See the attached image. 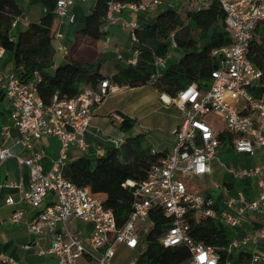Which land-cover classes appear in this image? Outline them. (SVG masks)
<instances>
[{
  "label": "built area",
  "instance_id": "1",
  "mask_svg": "<svg viewBox=\"0 0 264 264\" xmlns=\"http://www.w3.org/2000/svg\"><path fill=\"white\" fill-rule=\"evenodd\" d=\"M74 1L56 0L54 12L67 24L75 21L70 10ZM79 1L87 3L91 0ZM216 1L224 14V25L231 41L212 50L219 62L206 83H191L168 100L182 113L181 123L173 130L174 143L164 157L150 166L144 180L123 182L134 198L131 211L121 226L117 225L114 212L104 206L100 196L67 179L63 170L73 149L89 150L85 136L93 118V107L108 94L122 88L108 78H100L94 86H83L74 97L54 94L45 103L38 91L41 81L38 71L24 79L13 69H0V85L10 106L9 119L17 131L14 141L25 153L17 154L16 158L28 169L30 180L29 188H24L20 182L8 184L18 190L17 199L11 195L4 199L6 204L16 205L8 220L13 224L24 222L27 231L35 236L47 234L50 246L39 253L52 256L53 264H113L119 245L129 249L140 246L146 226L152 224L150 215L157 211L168 219L159 243L163 247L184 246L188 258L182 264H219L221 250L226 253L224 264H264V178L260 176L264 164L230 170L236 178L256 180L258 191L250 199H246L236 185L232 192L227 186L220 187L218 196L204 194L193 189L187 179L210 172V161L220 145V131L226 130L233 135L235 152L249 156L259 151L264 153V99L255 97L249 90L259 84L262 72L247 58L255 29L264 21V0ZM159 3V0H108L100 26L105 41L110 40L109 25L122 12L143 13ZM205 6L201 2L196 10ZM15 25L16 21L12 27ZM134 28L135 25L130 24L128 54L112 50L115 58L126 64H135L140 55ZM61 36L57 30L54 39ZM176 47L171 35L167 54L154 58L156 72L151 82L160 75L171 50ZM55 49L64 56L69 54L61 45H56ZM4 52L0 48V60ZM215 116L222 121L220 129L212 126ZM111 117L116 124L123 121L119 114L112 113ZM99 133L102 135L100 129L95 131V136ZM5 134L9 135V132ZM53 137L60 142L58 152L49 167L43 169L46 152L42 141ZM104 140L114 147L123 143V140L107 136ZM151 153L156 151L152 149ZM10 155L12 152L8 147L0 146V162ZM20 205L32 209L28 217ZM72 220L89 227L86 241L78 231L70 228ZM206 220L220 221L232 231H247L233 236L226 246L206 245L190 235L192 224ZM251 221H257L260 227L253 230ZM80 258H86V262L80 263ZM137 258L125 264H137ZM0 264L21 263L0 251Z\"/></svg>",
  "mask_w": 264,
  "mask_h": 264
},
{
  "label": "trees",
  "instance_id": "2",
  "mask_svg": "<svg viewBox=\"0 0 264 264\" xmlns=\"http://www.w3.org/2000/svg\"><path fill=\"white\" fill-rule=\"evenodd\" d=\"M138 1V0H129ZM108 0H94L90 12L84 16L83 26L77 32V45L81 38L98 40L104 36L100 29ZM22 10L16 0H0V48L8 51L12 57L13 70L21 78L28 79L34 71L41 75L38 91L47 103L54 94L60 97H74L83 86H94L100 78H108L121 87H138L151 83L160 95L175 97L191 83H206L211 71L218 66L219 58L212 50L231 41L229 31L224 25V14L218 2L212 0L206 8L189 10L187 22L180 18L175 9H165L147 23L134 28L138 38L136 47L140 55L135 64L115 62L114 72L110 75L99 73V63L69 58L54 67L53 44L60 18L55 12L44 13L39 21L29 22L15 38L10 31L12 23H19ZM196 35H193V32ZM173 35L182 55L174 63H167L160 75L151 82L155 74V56H165L169 50V38ZM76 45V46H77ZM247 58L261 70L259 84L250 88L251 93L264 99V21L258 24L250 42ZM120 128L129 131L134 122L121 114ZM220 141L232 142L233 135L226 131L218 133ZM151 146L144 134L127 136L119 147H108L104 153L94 158L79 156L67 162L64 176L80 187L101 197L105 207L111 209L121 226L127 219L133 202L132 192L122 184L127 179L136 182L145 179L150 166L162 157L166 151L151 153ZM54 152L50 156H53ZM50 161L46 159L45 167ZM231 189L232 184H227ZM236 186L246 199L251 197V179L239 178ZM152 227L143 234L145 250L138 256L137 264H182L188 258L184 246L163 247L159 238L164 232L168 219L157 211L150 215ZM233 231L220 221L206 220L191 225L190 235L197 241L216 247L226 246L233 237ZM219 264H224L225 251L221 250Z\"/></svg>",
  "mask_w": 264,
  "mask_h": 264
},
{
  "label": "crops",
  "instance_id": "3",
  "mask_svg": "<svg viewBox=\"0 0 264 264\" xmlns=\"http://www.w3.org/2000/svg\"><path fill=\"white\" fill-rule=\"evenodd\" d=\"M17 1V0H16ZM129 1V0H125ZM139 1V0H138ZM146 1V0H141ZM160 3L143 13H133L124 11L122 14L116 19V21L109 25V42L105 41L104 36L98 40H94V42H88L89 37L81 38L78 45L77 43V35L76 32L82 28L84 16L90 12V9L94 3V0H91L87 3H82L79 0H75L74 4L70 7V10L75 15V21L72 24H67L64 20L60 19V24L58 27V31L62 33V36L58 39H54V46L61 45L66 47L69 51L68 56H64V54L55 49V54L53 57L54 67L57 66L59 63L68 60L69 58L76 59V60H84V61H91V62H98L99 73L103 75L110 76L113 72V65L115 64V56L112 52L113 49L117 50L118 52L122 53L123 55H127L130 50L129 44V33H130V24H134L135 27L141 26L144 23L152 21L158 13L165 9H175L176 12L179 14L180 18L187 22L186 13L189 10L196 9V6L199 3L204 2L206 4V8L212 0H159ZM55 4L56 0H25V2L20 7L22 10V16L20 21L17 25L13 26L10 35L12 38H15L17 33L23 29L29 22H37L41 18V16L46 12H54L55 11ZM92 39V38H91ZM77 45V46H76ZM176 52L182 51L179 50L178 47L174 48ZM109 59L112 61L113 64L106 66L104 70L102 69V65L105 64V60ZM173 60L176 62L178 59L177 55H172L171 52L169 54L168 60ZM0 69L4 71H9L13 69L12 64V57L10 52L5 51L1 60H0ZM126 86H121V88ZM155 89V88H154ZM156 90V89H155ZM160 95V94H159ZM166 94L160 95L162 99V103L165 104V107H169L170 105L174 106V109L178 112V116H175V120L172 121L169 133L171 135L169 144L163 148V150L159 151H168V149L174 143V135L173 130L178 127L182 120V113L179 109L173 104L165 100L162 96ZM102 104V102L100 103ZM99 104V105H100ZM98 105V106H99ZM9 112L10 106L7 98L3 94L2 85H0V146H6L12 152V155L7 157L5 160L0 162V251L6 253L13 259L17 260L21 264H53V257L48 254H40V250H47L50 246L49 237L47 234L42 235H33L27 231L26 224L21 222L19 224H13L9 222L8 218L15 208L16 205H8L4 202L6 196L11 195L15 199L18 197V190L14 187L8 185L11 182H20L24 188H29V174L28 169L20 164L16 158V155H24V151L20 144L15 143L14 137L17 135L16 129L12 126L11 121L9 119ZM122 117V115L120 114ZM94 117V115H93ZM120 126V124H119ZM90 127V126H89ZM8 131L9 135L5 134ZM139 134V133H136ZM145 136V135H144ZM95 130L88 129L86 133V141L89 144L88 152H84V155L90 158L96 157L98 154L104 153V151L112 146V143L109 141H105L104 138L100 139L99 143H93V139L95 138ZM109 137V136H107ZM114 138V137H111ZM124 138H115L123 140ZM52 138L44 139L42 144L45 148L46 156L42 160L43 169H47L45 167L46 159L51 161V159L56 155L50 156L47 154L46 146L48 145L50 148L52 147V143L50 142ZM146 139V137H145ZM220 150L228 152L229 150H234L232 146V142L227 140L220 141V145L218 147ZM153 149V148H152ZM154 150V149H153ZM74 151H79L77 149H73L70 153V160L77 158ZM156 151V150H155ZM235 151V150H234ZM217 153V152H216ZM237 153V152H236ZM239 154V153H238ZM248 159L244 163L238 164L237 168L234 166L232 168L225 167L228 172L231 173L230 170H242V169H250L256 166L264 164V153L261 151L257 152L253 156H249L243 154ZM82 156V155H80ZM213 164L216 166H222L221 160L215 157L210 161V172L206 175H211L213 173ZM50 165V164H49ZM49 167V166H48ZM232 174V173H231ZM203 175V176H206ZM233 175V174H232ZM200 176V177H203ZM260 176L264 178V169H262ZM234 177V176H233ZM236 178V177H234ZM242 178V177H241ZM251 179V197L257 194L258 188L256 180L248 177ZM237 180L239 178H236ZM237 182V181H236ZM227 184H232V188L230 189ZM193 189L202 193L201 188L194 186V184H190ZM234 185H236L233 181H227L223 183L214 182L213 188H207V192L204 194H211V192L216 189L219 191L216 193L215 196H218L220 192V187L227 186L228 189L232 192L234 191ZM250 197V198H251ZM22 206V205H20ZM25 208L26 213L25 217H28L32 209L27 206H22ZM24 217V218H25ZM253 226V230L259 228V224L257 221H251ZM69 226L73 231H78L83 239L86 241L87 235L89 234V227L85 224L80 223L77 220H72L69 222ZM246 229H239L233 231V236L242 235L246 232ZM124 248V245H120ZM139 247V246H138ZM129 249V248H127ZM134 250V249H132ZM243 257V254H241ZM80 263H85L86 258H80Z\"/></svg>",
  "mask_w": 264,
  "mask_h": 264
},
{
  "label": "rangeland",
  "instance_id": "4",
  "mask_svg": "<svg viewBox=\"0 0 264 264\" xmlns=\"http://www.w3.org/2000/svg\"><path fill=\"white\" fill-rule=\"evenodd\" d=\"M25 0H17L18 5L21 7ZM196 35V32H193ZM88 42H94L93 39L88 38ZM181 50V49H179ZM182 51L176 52L175 49L171 50L172 55H177L178 59L182 55ZM116 59V58H115ZM177 59V60H178ZM112 60V59H111ZM105 60V64L102 65V69L109 66L112 61ZM119 61V60H115ZM168 63H174L173 60H168ZM94 117L91 120L90 127L88 129L101 130L102 135L99 133L98 137L93 139V143H99L100 139L106 136L114 138H124L127 136L136 135V133L144 134L146 141L156 151L163 150L169 144L170 133L169 129L172 121L175 120V116H178V112L174 109L173 105L168 108L162 103V99L157 90L154 89L151 83H147L138 87H123L115 93L108 94L102 104L93 107ZM124 114L130 117L134 124L129 131L122 130L119 124L112 121L111 114ZM180 116V115H179ZM214 120V121H213ZM212 126L216 129H220L222 121L218 116L212 118ZM50 142L52 147L46 146L47 154L51 155L52 151L54 155L58 152L60 145L59 140L53 137ZM107 142V141H106ZM77 156H85L84 152H76ZM216 157H218L222 166H216L213 164V173L203 177H186L188 181L194 186L201 188L202 193L207 192V188L212 189L214 182H227L233 181L236 183L237 179L225 169V167L237 168L238 164L246 162L248 159L243 154H238L234 150L228 152L217 149ZM219 190H213L211 193L216 195ZM152 225L148 224L143 234L148 233ZM145 241L134 250L127 249L122 246L116 248L115 256L112 259L113 264H125L133 258H137L145 250Z\"/></svg>",
  "mask_w": 264,
  "mask_h": 264
},
{
  "label": "bare ground",
  "instance_id": "5",
  "mask_svg": "<svg viewBox=\"0 0 264 264\" xmlns=\"http://www.w3.org/2000/svg\"><path fill=\"white\" fill-rule=\"evenodd\" d=\"M165 100H168V97L166 95L162 96Z\"/></svg>",
  "mask_w": 264,
  "mask_h": 264
}]
</instances>
